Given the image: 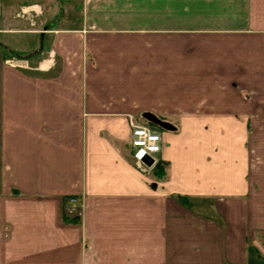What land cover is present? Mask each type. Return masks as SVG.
Returning <instances> with one entry per match:
<instances>
[{
    "label": "crops",
    "instance_id": "obj_1",
    "mask_svg": "<svg viewBox=\"0 0 264 264\" xmlns=\"http://www.w3.org/2000/svg\"><path fill=\"white\" fill-rule=\"evenodd\" d=\"M13 9L0 264H263L264 0H78L58 23ZM131 123L159 133L163 177L135 166Z\"/></svg>",
    "mask_w": 264,
    "mask_h": 264
},
{
    "label": "built area",
    "instance_id": "obj_2",
    "mask_svg": "<svg viewBox=\"0 0 264 264\" xmlns=\"http://www.w3.org/2000/svg\"><path fill=\"white\" fill-rule=\"evenodd\" d=\"M131 139L129 143L131 156L137 168L147 172L157 164L154 156L160 152L161 138L158 132L146 126L134 125L131 123ZM76 200L68 199L64 208V213L68 217L79 216L80 212L75 211Z\"/></svg>",
    "mask_w": 264,
    "mask_h": 264
},
{
    "label": "rangeland",
    "instance_id": "obj_3",
    "mask_svg": "<svg viewBox=\"0 0 264 264\" xmlns=\"http://www.w3.org/2000/svg\"><path fill=\"white\" fill-rule=\"evenodd\" d=\"M65 1H67V0H0V11L2 9L4 12H9V14H10V12H14V9H13L14 7H15V12H16L18 7L22 3L34 2L37 4L43 5L44 8H46V7L48 8L47 11L50 12L48 15V22L49 23H52V22L58 23L60 20L67 22L69 20L68 17H71L74 15L75 12L73 10L75 8V5H77L78 0H69L70 3H65ZM62 17L64 19L67 18V20L66 19L64 20ZM69 21H73V19H70ZM37 60H38V58H36V57L33 59H29L27 57L26 59L24 58L22 61H25V63L27 64L26 65L24 63V66H27V68L32 69V68L36 67V65L38 63ZM250 135L252 136V132H250ZM130 155H131V152H130ZM131 159H132V156H131Z\"/></svg>",
    "mask_w": 264,
    "mask_h": 264
},
{
    "label": "trees",
    "instance_id": "obj_4",
    "mask_svg": "<svg viewBox=\"0 0 264 264\" xmlns=\"http://www.w3.org/2000/svg\"><path fill=\"white\" fill-rule=\"evenodd\" d=\"M10 55L12 57H23L22 54H16V53H13L11 52ZM154 174L159 176L160 178L164 176L165 174V169H164V166L163 164L161 163H157L154 167ZM258 258L263 262L264 264V256H261V255H258Z\"/></svg>",
    "mask_w": 264,
    "mask_h": 264
},
{
    "label": "water",
    "instance_id": "obj_5",
    "mask_svg": "<svg viewBox=\"0 0 264 264\" xmlns=\"http://www.w3.org/2000/svg\"><path fill=\"white\" fill-rule=\"evenodd\" d=\"M143 117L145 119H147L148 121L152 122L153 124H155L156 126L166 129V130H171L173 129L172 126H170L167 123L161 122L160 120H158L156 117H154L153 115L150 114H144Z\"/></svg>",
    "mask_w": 264,
    "mask_h": 264
}]
</instances>
